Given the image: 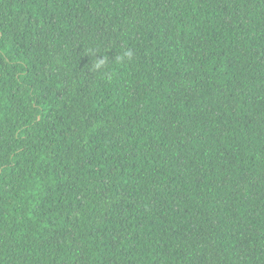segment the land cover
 Returning a JSON list of instances; mask_svg holds the SVG:
<instances>
[{"label": "trees", "instance_id": "16d2710c", "mask_svg": "<svg viewBox=\"0 0 264 264\" xmlns=\"http://www.w3.org/2000/svg\"><path fill=\"white\" fill-rule=\"evenodd\" d=\"M0 264H264V0H0Z\"/></svg>", "mask_w": 264, "mask_h": 264}, {"label": "clouds", "instance_id": "9594fccd", "mask_svg": "<svg viewBox=\"0 0 264 264\" xmlns=\"http://www.w3.org/2000/svg\"><path fill=\"white\" fill-rule=\"evenodd\" d=\"M125 55L128 56V57H131V53L130 52L126 53ZM122 60H123V57H117L116 58V62L117 63L122 62ZM107 61H108V57L106 55L99 56L97 58L96 63L94 64V70L103 68L105 66V64L107 63Z\"/></svg>", "mask_w": 264, "mask_h": 264}]
</instances>
